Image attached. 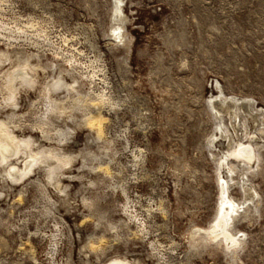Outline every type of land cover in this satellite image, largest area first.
Masks as SVG:
<instances>
[{"label":"rangeland","instance_id":"374dc122","mask_svg":"<svg viewBox=\"0 0 264 264\" xmlns=\"http://www.w3.org/2000/svg\"><path fill=\"white\" fill-rule=\"evenodd\" d=\"M0 54L3 71L39 67L18 133L70 159L52 179L36 165L12 180L0 162V264H264V0H0ZM59 77L104 101L101 116L84 101L53 115L63 141L33 128ZM231 96L253 113H218ZM252 131L248 170L233 151ZM222 177L246 204L236 253L214 237Z\"/></svg>","mask_w":264,"mask_h":264},{"label":"bare ground","instance_id":"6f19581e","mask_svg":"<svg viewBox=\"0 0 264 264\" xmlns=\"http://www.w3.org/2000/svg\"><path fill=\"white\" fill-rule=\"evenodd\" d=\"M120 14L121 13H119V15ZM120 30L122 29L120 28ZM120 32L122 33V31ZM119 38L121 41L124 39L122 38V35L119 36ZM4 54L8 56L6 53H3V55ZM2 62L3 60L0 59V90H1L0 94L3 99V104L0 105V114H1L0 115V162L5 165L4 171L7 172V175L12 180L23 179L28 175V173L31 172L33 167L36 165H45L48 168L47 177L49 179H52L55 177L57 171L62 167V165L69 163L70 159L68 160V157L61 152V149L59 147L53 148L47 146L42 142V140H38L37 138H34V136L30 135V137H27L24 134L18 133V131L21 130L23 127V124L19 121L20 114L18 113V111L21 110L19 108L21 104L20 102L21 92L26 87L28 88L30 87L34 88V86L36 87L35 84H38L36 83L38 80V79L36 80V78H38L37 73L39 71L38 69L39 67L27 61L21 64H17L16 66H13L11 69L3 71L2 70L3 67L1 68ZM58 81L59 82L61 81L62 83L60 84L59 87H57L55 83L49 82L45 85V87H43L44 89L41 90V97L44 103V110H42L39 116V123L37 125H34L33 128L39 129L42 132L43 137L45 138H53L52 135H57L56 138L59 141H63L64 137H66L67 135V132L62 128L53 127L54 126L53 115L67 114L68 112H70L69 107H73L76 104L82 103L84 101V104H90L97 107V109H99V115L101 116V109L104 105V101L100 100V98H98L99 100H94V99L93 100L87 99V101L86 99L84 100L83 95L85 92L80 88L78 79L69 82L64 77H59ZM58 89H63L62 92H64L65 94L63 96L61 95L62 94L61 92H57L53 94V92L57 91ZM222 92L223 91H221V93ZM239 98L231 96L229 98H225V100H221L220 97L219 98L216 97L214 101V103H216V107L218 108L217 109L219 111L218 113L222 115L224 112H227L232 120V123L235 122L233 121V119L234 120L237 119L239 110H241V108L246 110L247 112L249 111L250 114L253 113L249 107L251 101L245 99V97H243L244 99L242 98L239 99ZM68 99H73L74 105L72 106L59 105L60 103L66 102ZM218 104L223 106L224 110L220 109ZM247 107H249V110H247ZM258 115L260 114L256 113V115H254L253 117L257 118ZM69 117L72 116L70 115ZM83 118L85 119V121L88 122V124L91 127H99V126L101 127L100 124H102L103 122L101 119H99V117H97V115H93L91 113L84 114ZM256 131L261 132L264 131V129L256 128ZM253 133H254L253 137H257L255 131L246 132L245 137L249 139V142H244L243 139H238L237 145L235 146V149L233 151V158L235 160L243 161L244 164L248 167V170L254 167L253 161L255 160V156H256L254 151L255 142L252 143L253 137H251V134ZM226 161L227 158L225 157V160H223V164L229 167L231 173H234L235 172L234 168L231 165H229L228 162ZM21 162L23 163V165L20 164ZM231 180L233 181L234 178H232ZM231 180L222 177L221 185L223 191L222 192L223 199L221 206L219 205L220 206L219 216L216 222L214 223L215 230L221 229V231L217 232L214 235V237L216 239L221 237L220 240L226 243L227 248L230 249V251L235 252L238 251L237 249L240 246L241 238L238 237L237 234H235L236 232L233 233V231L231 230L232 229L231 223H233V220L236 217L240 216L241 211L245 210L246 204H243V202L242 203L237 202V200H235L231 196L230 194V182H232ZM241 186L242 187L244 186L245 189L251 192L250 187H248L245 184V182H243L242 185H240V187ZM247 211L245 212L247 213ZM210 231L212 232L213 230ZM214 232L215 231H213V233ZM110 264H130V262L125 259L117 258V259H113Z\"/></svg>","mask_w":264,"mask_h":264}]
</instances>
